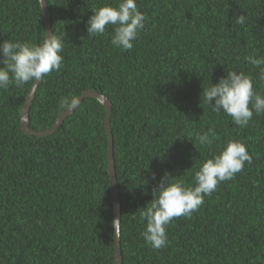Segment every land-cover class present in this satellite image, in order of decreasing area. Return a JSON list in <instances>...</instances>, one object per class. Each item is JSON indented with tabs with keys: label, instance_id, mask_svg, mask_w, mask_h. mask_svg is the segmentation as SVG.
I'll use <instances>...</instances> for the list:
<instances>
[{
	"label": "trees",
	"instance_id": "trees-1",
	"mask_svg": "<svg viewBox=\"0 0 264 264\" xmlns=\"http://www.w3.org/2000/svg\"><path fill=\"white\" fill-rule=\"evenodd\" d=\"M45 1L52 34H65L64 61L41 79L28 126L48 130L67 110L60 101L87 90L109 100L122 264H264V114L240 128L202 94L229 71L251 73L264 94L244 59L264 56V0H136L148 19L129 51L113 47L112 26L86 30L94 8L119 0ZM44 38L39 0H0V43ZM31 85L0 89V264H115L105 110L84 99L53 134L28 136L20 111ZM208 129L217 139L202 146L195 136ZM228 140L244 142L252 163L191 218H175L154 250L139 213L161 177L192 184Z\"/></svg>",
	"mask_w": 264,
	"mask_h": 264
},
{
	"label": "clouds",
	"instance_id": "clouds-1",
	"mask_svg": "<svg viewBox=\"0 0 264 264\" xmlns=\"http://www.w3.org/2000/svg\"><path fill=\"white\" fill-rule=\"evenodd\" d=\"M93 15L87 22L88 36H102L108 26L114 31L111 44L122 51L132 50L134 41L144 29L147 17L137 7L136 0H119L116 6L105 4L92 10ZM246 16L238 15L236 23L246 24ZM64 35H47L41 43L27 41L0 43V89L7 90L10 85L24 87L36 83L43 77L58 72L64 61ZM259 69V77L264 80V56L257 58L248 55L244 58ZM203 102L211 111H223L240 128L246 127L255 113L264 114V94L253 86V76L243 71H229L215 85L203 88ZM80 103V98L73 95L63 98L59 107L71 111ZM196 141L202 146L213 144L215 137L212 129L198 132ZM252 163L247 145L239 140H228L219 154L203 160L194 173L192 184L173 178L165 172L157 188L153 189L154 199L140 211V221L146 222L141 236L154 250L167 246L169 226L175 218H191L204 204V197L215 192L225 181L233 180L245 164ZM152 178L155 179L153 173ZM118 220L112 221V226Z\"/></svg>",
	"mask_w": 264,
	"mask_h": 264
},
{
	"label": "water",
	"instance_id": "water-1",
	"mask_svg": "<svg viewBox=\"0 0 264 264\" xmlns=\"http://www.w3.org/2000/svg\"><path fill=\"white\" fill-rule=\"evenodd\" d=\"M39 4L46 23V36L52 35L51 26H50V17H49L46 1L39 0ZM40 81L36 83H32L31 88L29 89V92L25 98V102L20 111V127L23 133L28 136L45 137L53 134L64 122V120L74 113V111L81 105L84 99L87 98L94 99L95 101L100 103L105 110V130L107 134V166H108L109 182H110V189L112 196L113 220H118V223L113 226L114 259H115V264H122V256H121V248H120V202H119V191H118V184H117L114 159H113V135L110 127L111 104L105 96L100 95L99 93L89 90L84 91L79 96L80 103L75 109L71 111L66 110L62 112L58 116L54 124L48 130L42 132L33 131L28 126V112Z\"/></svg>",
	"mask_w": 264,
	"mask_h": 264
}]
</instances>
